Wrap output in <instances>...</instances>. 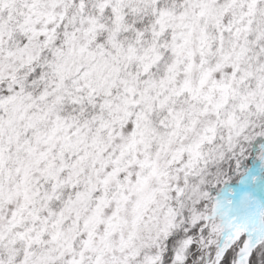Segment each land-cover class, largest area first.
I'll return each instance as SVG.
<instances>
[{
	"label": "snow or ice",
	"instance_id": "1",
	"mask_svg": "<svg viewBox=\"0 0 264 264\" xmlns=\"http://www.w3.org/2000/svg\"><path fill=\"white\" fill-rule=\"evenodd\" d=\"M10 3L0 0V8ZM40 3L31 0L28 4L30 12L14 48H4L0 28V55L19 59L26 67L36 59L33 41L50 48L54 59L49 67L56 79L52 93L44 90L41 100L74 76L75 91L87 90L89 100L98 90L110 96L120 63H135L138 71L130 79L119 77L122 94L101 105L110 118L101 115L89 134L87 120L81 124L57 110L63 99L60 95H54L43 110L30 111L33 105L21 102L28 77L5 76L0 64V79L10 81L0 94V209L7 207V216L0 217V248L22 243L20 264H130L142 247L155 246L158 251L145 254L142 264H194L201 255L198 245L203 234L213 228L221 231L212 253L213 264H264V201H256L247 190L238 198L229 197L236 190L226 182L216 196L212 217L194 213L193 226L177 230L170 209L165 210L162 222L159 217L163 204L157 201L156 192L163 194L164 190L151 187L152 178L159 174L154 162L146 153L143 159L136 155L137 146L145 144L147 134L155 131L149 127L152 101L156 107L166 108L175 121L168 133L171 138L182 127V115L169 106L173 96L187 94L219 107L220 98L239 93L246 80L255 79V89L241 94V107H247L249 99L257 95L264 100V63L242 68L247 48L246 41L240 42L241 33L250 31L258 39L264 38V0H182L180 10L155 0L151 39L139 50L131 43L125 49L118 30L98 37L95 19L89 20L82 38L65 32L64 40L57 43L55 28L47 27L56 14L41 10ZM107 3L109 0H101L100 7ZM32 13L44 21L42 27H35ZM225 16H230L229 23ZM210 25L216 29L215 35L209 31ZM225 33L236 41L231 51L224 47ZM136 34L143 41L139 28ZM7 38H13L11 31ZM213 44L217 59L210 63ZM168 84L173 87L164 94ZM257 108L264 104L258 103ZM161 126L166 125L161 122ZM116 137L121 143L109 151ZM133 164L137 167L134 174L129 170ZM145 168H149L147 173ZM217 214L220 224L209 225ZM161 235L166 248L159 245ZM0 264H16L14 247L8 248L7 258H0Z\"/></svg>",
	"mask_w": 264,
	"mask_h": 264
},
{
	"label": "clouds",
	"instance_id": "2",
	"mask_svg": "<svg viewBox=\"0 0 264 264\" xmlns=\"http://www.w3.org/2000/svg\"><path fill=\"white\" fill-rule=\"evenodd\" d=\"M30 2L31 0H11L10 4L0 8V22H2L0 28L5 35L3 41L5 49L14 48L21 39L20 27L30 12L28 7ZM160 2L164 6L175 5L177 10H180L182 4V0H160ZM82 4L83 7H81ZM100 4L101 0H41L37 7L56 14L47 27L55 28L57 43L64 40L65 32L82 38L83 30L89 27V20L95 19L98 37H105L110 31L118 30V38L125 49L130 43L138 50L147 46L154 25L155 0H133L132 3L128 0H109L104 8H101ZM113 8L118 9V12H113ZM132 8L137 10L133 12ZM117 16L122 19H117ZM31 19L36 28L44 25L42 19L37 20L35 13H32ZM224 21L229 23L230 16H225ZM100 25H103V28H100ZM137 28L144 33L143 41L137 39ZM9 31L13 33L12 39L7 38ZM209 31L213 35L216 34V29L211 25ZM245 41L247 52L241 61V67L255 68L264 63V38L258 39L257 33L250 31L241 33L240 42ZM33 45L36 59L26 67L21 65L19 59L0 55L4 75L14 73L18 78L28 77L25 80L26 94L21 102L33 105L30 109L32 112L43 110L53 100L54 95L62 96L63 99L56 105L57 110L62 116L72 121L83 124L87 120L90 125L89 134L95 131L101 115L106 119L110 118L109 112L101 105L107 100L117 99L122 94L119 77L130 79L138 71L135 63H120L119 77L111 88L110 96L105 95L104 90H98L92 100H89L87 90L80 93L75 91L72 82L75 79L74 76L65 80L57 92L49 95L46 100H41L42 92L48 90L52 93L54 87L56 78L49 67V62L54 58L50 48H44L36 41H33ZM234 45L236 41L233 35L225 33V49L231 51ZM92 47L95 49V42ZM216 59L215 44H213V55L208 56V60L210 63H215ZM80 63L81 71H83L84 62ZM36 69L39 71H35ZM182 78L181 74L176 83L178 84ZM9 83L7 79H0V94L7 89ZM139 86L144 87L143 84ZM171 87L173 85L168 84L164 94H167V89ZM255 87V79L246 80L239 93H229L226 99L220 98L219 107H214L206 101L192 99L187 94L173 96L169 106L182 115V127L179 135L171 138L168 133L175 126V121L169 116L166 108L156 107L155 101H152L153 106L148 113L149 127L155 131L147 134L145 144L137 146L139 151L136 155L143 159V154L146 153L159 173L152 178L151 187L164 190L163 194L160 191L156 192L157 201L163 204V208L159 210L161 222L165 210L168 209L171 210V219L177 230L190 229L193 226L194 213L212 217L216 196L225 189L226 182L229 187L236 190L235 194L229 193V197L234 195L238 198L243 191L247 190L253 193L256 201H264V148H262L264 146V108H257V104H264V100L257 95L255 99H249L247 107H241L243 102L241 94L254 90ZM27 93L31 95L28 96ZM218 96L217 93L214 100ZM74 100L77 102H73ZM93 117L97 119L94 120ZM161 122L166 126L162 127ZM120 143L121 138H114L109 151ZM149 168L143 169V172L147 173ZM129 170L134 174L137 170L136 165L133 164ZM250 177L257 179L253 181L249 179ZM242 180H248V183L241 184ZM213 189L215 192L212 191ZM153 207L155 208L156 205ZM6 216L7 207L0 209V217ZM208 224L219 225V214L214 219H210ZM156 234L154 231L153 235ZM197 235L199 236V233ZM113 239L116 240L118 237L114 236ZM220 240L219 229L210 228L207 233H204L198 245L201 248V255L197 257L194 264H213V249ZM137 245H140V241H137ZM159 245L161 248L167 247L163 235L160 236ZM9 247L16 249V264H20L23 256V245L20 242H16L15 245L6 244L5 247L0 248V258H7ZM157 251L155 246L142 247L140 255L132 259L130 264H142L145 254Z\"/></svg>",
	"mask_w": 264,
	"mask_h": 264
}]
</instances>
